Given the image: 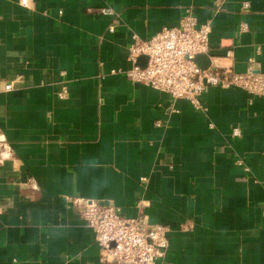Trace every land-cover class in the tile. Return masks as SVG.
Instances as JSON below:
<instances>
[{"label":"crops","instance_id":"obj_1","mask_svg":"<svg viewBox=\"0 0 264 264\" xmlns=\"http://www.w3.org/2000/svg\"><path fill=\"white\" fill-rule=\"evenodd\" d=\"M188 7L213 62L264 74V0H0V264H102L75 199L168 226L160 264H264V96L210 88L198 111L111 74Z\"/></svg>","mask_w":264,"mask_h":264},{"label":"built area","instance_id":"obj_2","mask_svg":"<svg viewBox=\"0 0 264 264\" xmlns=\"http://www.w3.org/2000/svg\"><path fill=\"white\" fill-rule=\"evenodd\" d=\"M22 2L27 5V0ZM220 4L216 1L217 7ZM245 7L248 5L245 4ZM102 12L113 14L111 9ZM241 30L246 31L247 27L242 25ZM109 31L113 33L115 26H111ZM211 31V22L200 25L194 8L188 7L178 26L165 27L146 40L134 37L128 48L130 68L112 70L111 74H123L133 82L168 94L174 101L187 100L198 111H206L200 97L210 88L241 89L253 96H264V74L258 68L256 57L249 60L248 70L243 74L236 73L231 63L217 65L210 56ZM259 54L260 49H257L256 56ZM200 56L210 58L211 64L207 69L198 65L197 58ZM233 56L232 50L227 51L226 59L231 62ZM142 59L145 60L143 66L139 63ZM12 87V84L6 85L7 90ZM67 94L65 88L59 96L65 98ZM157 125L161 123L157 122ZM231 136L233 139L241 138V128H233ZM236 164L243 167L242 160ZM244 170L250 172L248 167ZM74 204L95 232L102 264H160L165 260L170 246L168 226L150 225L141 216L125 218L112 203L75 199ZM145 207L144 201L137 203L138 209ZM190 228L182 226L183 231Z\"/></svg>","mask_w":264,"mask_h":264},{"label":"water","instance_id":"obj_3","mask_svg":"<svg viewBox=\"0 0 264 264\" xmlns=\"http://www.w3.org/2000/svg\"><path fill=\"white\" fill-rule=\"evenodd\" d=\"M144 62H145V60H144ZM145 65V64H144Z\"/></svg>","mask_w":264,"mask_h":264}]
</instances>
